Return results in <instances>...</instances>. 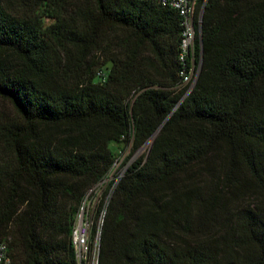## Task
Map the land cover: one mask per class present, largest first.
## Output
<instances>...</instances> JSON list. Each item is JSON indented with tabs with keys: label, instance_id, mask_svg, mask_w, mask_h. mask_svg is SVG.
Returning <instances> with one entry per match:
<instances>
[{
	"label": "trees",
	"instance_id": "1",
	"mask_svg": "<svg viewBox=\"0 0 264 264\" xmlns=\"http://www.w3.org/2000/svg\"><path fill=\"white\" fill-rule=\"evenodd\" d=\"M199 17L188 92L170 8L0 0V100L14 113L0 115V242L12 264H76L75 218L119 162L113 145L130 152L95 209L98 264H264V0H199ZM189 222L201 234L183 237Z\"/></svg>",
	"mask_w": 264,
	"mask_h": 264
},
{
	"label": "built area",
	"instance_id": "2",
	"mask_svg": "<svg viewBox=\"0 0 264 264\" xmlns=\"http://www.w3.org/2000/svg\"><path fill=\"white\" fill-rule=\"evenodd\" d=\"M156 3L162 7L170 8L178 13L181 19L182 39L178 61L181 64L179 76L181 86H189L188 92L192 89L198 71L195 70L193 58L195 37H196V5L199 0H146ZM84 203V202H83ZM94 208L85 207L82 204L76 215L74 227L72 230L71 241L74 249L76 264H98V241L99 231L96 233L93 243H91V229L93 226ZM0 264H12L8 255V249L5 242H0Z\"/></svg>",
	"mask_w": 264,
	"mask_h": 264
},
{
	"label": "rangeland",
	"instance_id": "3",
	"mask_svg": "<svg viewBox=\"0 0 264 264\" xmlns=\"http://www.w3.org/2000/svg\"><path fill=\"white\" fill-rule=\"evenodd\" d=\"M52 21L47 19L46 20V24H50ZM0 115L5 116L7 118L12 119L14 117V113L12 108L5 102L0 100ZM150 146H151V140L148 141L142 148H140L137 152H135L130 159V162H133L141 157H144L148 154L149 150H150ZM112 149L115 151L117 157L119 158V162L113 167V169L111 170V172L108 174L107 179L97 185L91 192H89L85 199H84V205L85 207H89L90 208H94L97 206V204L100 202L101 198H102V193L104 188L106 187V185L110 182V181H114L115 179H118L122 174L123 171L120 170V165L123 161V159L129 154L130 152V148H126L124 150V148H119L115 145L112 146ZM117 177V178H116ZM201 183V182H199ZM182 231H179L181 235H183V237L185 238H189L190 234L186 233L187 230H191L192 232H194V234H201V227L199 225L196 224H192L191 222H189L188 224H184V227ZM221 233H223V229L221 230Z\"/></svg>",
	"mask_w": 264,
	"mask_h": 264
},
{
	"label": "water",
	"instance_id": "4",
	"mask_svg": "<svg viewBox=\"0 0 264 264\" xmlns=\"http://www.w3.org/2000/svg\"><path fill=\"white\" fill-rule=\"evenodd\" d=\"M158 131H159V130H158ZM158 131L154 134V136L158 133ZM154 136H153V137H154ZM149 141H150V140H149Z\"/></svg>",
	"mask_w": 264,
	"mask_h": 264
}]
</instances>
